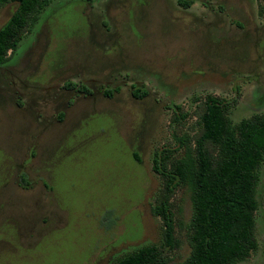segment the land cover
Listing matches in <instances>:
<instances>
[{
  "label": "rangeland",
  "instance_id": "1",
  "mask_svg": "<svg viewBox=\"0 0 264 264\" xmlns=\"http://www.w3.org/2000/svg\"><path fill=\"white\" fill-rule=\"evenodd\" d=\"M190 1L54 0L9 53L0 66V264H117L145 246L167 264L187 259L190 194L179 188L170 199L169 247L151 211L162 188L155 152L196 135L207 95L226 101L232 124L264 114L259 1ZM16 8L0 9V28ZM136 89L146 94L135 98ZM255 196L257 248L238 264H264V160Z\"/></svg>",
  "mask_w": 264,
  "mask_h": 264
},
{
  "label": "trees",
  "instance_id": "2",
  "mask_svg": "<svg viewBox=\"0 0 264 264\" xmlns=\"http://www.w3.org/2000/svg\"><path fill=\"white\" fill-rule=\"evenodd\" d=\"M54 0H0V9L8 3L17 8L0 28V66ZM258 13L264 20V0H258ZM187 9L190 0H177ZM76 88L74 83L65 85ZM91 95L85 86L77 87ZM105 96L112 97V91ZM146 93L134 90L135 98ZM178 108V107H177ZM226 101L207 95L199 115L200 129L189 138L173 136V149L156 151L152 171L159 176L162 188L152 207V214L162 221L166 245L173 246L174 227L170 199L179 188H187L192 204L190 254L181 264H238L257 248L254 238V214L258 209L256 186L259 167L264 160V114L253 115L237 124L225 115ZM186 118L174 117L172 122ZM181 155L175 158L176 153ZM133 158L139 163L138 156ZM26 183V180L22 178ZM117 264H167L156 246H145L121 259Z\"/></svg>",
  "mask_w": 264,
  "mask_h": 264
},
{
  "label": "flooded vegetation",
  "instance_id": "3",
  "mask_svg": "<svg viewBox=\"0 0 264 264\" xmlns=\"http://www.w3.org/2000/svg\"><path fill=\"white\" fill-rule=\"evenodd\" d=\"M78 92V91H77ZM79 93V92H78Z\"/></svg>",
  "mask_w": 264,
  "mask_h": 264
}]
</instances>
